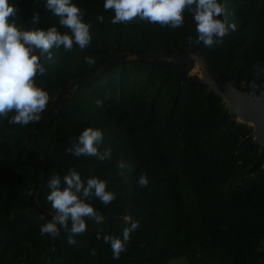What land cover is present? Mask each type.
I'll list each match as a JSON object with an SVG mask.
<instances>
[{"label": "trees", "instance_id": "16d2710c", "mask_svg": "<svg viewBox=\"0 0 264 264\" xmlns=\"http://www.w3.org/2000/svg\"><path fill=\"white\" fill-rule=\"evenodd\" d=\"M10 3L16 11L9 19L21 28L55 25L67 31L43 0ZM73 3L91 25L92 38L83 50L75 45L71 51L51 50L45 74L35 77L49 100L116 55L185 54L194 45L186 39L196 36L187 11L181 26L169 28L137 18L113 24L103 0ZM220 3L219 18L234 23L235 30L199 48L223 82L236 80L240 90L251 91L249 81L255 79L260 93L264 76H255L254 66L264 67V0ZM33 13L39 16L36 24ZM85 56L95 63H85ZM191 72L184 63L124 61L65 98L60 112L50 115L33 138L47 155L38 202L42 155L27 141L36 121L9 125L8 116L0 117V264H264V148L254 144L252 127L231 121L224 101ZM88 126L101 129L100 150H111L103 161L66 151ZM69 169L82 179H103L115 195L107 206L95 197L88 201L102 220L86 219L75 244L67 243L70 222L58 225L57 235L39 231L55 215L46 182ZM141 174L149 181L143 187L137 183ZM132 220L139 226L114 259L103 236H119Z\"/></svg>", "mask_w": 264, "mask_h": 264}, {"label": "clouds", "instance_id": "9594fccd", "mask_svg": "<svg viewBox=\"0 0 264 264\" xmlns=\"http://www.w3.org/2000/svg\"><path fill=\"white\" fill-rule=\"evenodd\" d=\"M44 7L58 17V24L67 31H58L55 25L47 29H24L9 17L15 14V7L10 0H0V117L8 116L9 125H28L39 120L49 102V94L37 85L35 77L46 72L44 62L52 60V49L62 48L71 51L73 45L85 49L91 42V25L83 20V11L73 0H43ZM103 9H111V23H126L137 18L160 26L177 28L184 21L183 13L191 14L195 25L196 36H188L187 42L211 46L219 43L229 30H235L234 23L219 18L224 6L220 0H103ZM97 21L103 22V16L97 15ZM38 14L33 13L31 23L36 24ZM85 63H95L94 58L85 56ZM257 68L255 76H264V67ZM250 88H257L256 80L249 81ZM100 101H97L99 104ZM11 113V115H9ZM103 133L101 129L88 126L80 131L75 142L66 151L79 158L95 157L103 161L110 157L111 150H100ZM118 167L123 168L121 163ZM146 175L141 174L137 183L143 187L148 184ZM49 188L47 200L55 215L43 223L41 235H57L59 228L67 231L68 244H75L74 236L86 230V219L99 223L101 215L94 210L88 201L95 197L107 206L115 198L106 190V181L96 176L82 179L75 169H69L63 177L54 175L46 182ZM44 219V215H41ZM59 225V228H58ZM138 222L132 220L124 227L119 236L104 235L103 241L110 246L114 259H119L125 251L130 234L138 228ZM100 239V236H97ZM90 254L95 255V250Z\"/></svg>", "mask_w": 264, "mask_h": 264}, {"label": "water", "instance_id": "95a60500", "mask_svg": "<svg viewBox=\"0 0 264 264\" xmlns=\"http://www.w3.org/2000/svg\"><path fill=\"white\" fill-rule=\"evenodd\" d=\"M142 60L148 62H165V63H184L187 64L189 70L197 67L200 76L197 81L208 87L207 92L213 93L220 97L225 103V110L229 114L231 121L239 122L252 127L250 137L253 138L254 144L260 145L264 148V86L260 93L259 87L251 91H242L238 88L237 81L223 82L219 73L215 68L213 61L199 48V44L189 46L185 54L178 51L174 53L152 54L144 56H133L125 53L116 55L114 59L106 63L98 71L88 74L82 78L72 81L65 89H62L55 99L49 100V109L40 116L36 121L35 127L29 134L27 141L30 147L42 155V181L40 189L37 193L36 199L39 201V196L44 188L45 179V164L46 153L34 145L33 138L37 135L40 126L53 113H59L65 98L72 96L85 82L100 75L105 69L113 64L124 61ZM55 246V241H54Z\"/></svg>", "mask_w": 264, "mask_h": 264}, {"label": "rangeland", "instance_id": "374dc122", "mask_svg": "<svg viewBox=\"0 0 264 264\" xmlns=\"http://www.w3.org/2000/svg\"><path fill=\"white\" fill-rule=\"evenodd\" d=\"M199 69L197 67H195V69L192 70L191 72V75H196V76H200V72H198ZM180 264H183V263H180Z\"/></svg>", "mask_w": 264, "mask_h": 264}, {"label": "bare ground", "instance_id": "6f19581e", "mask_svg": "<svg viewBox=\"0 0 264 264\" xmlns=\"http://www.w3.org/2000/svg\"><path fill=\"white\" fill-rule=\"evenodd\" d=\"M199 72V71H198Z\"/></svg>", "mask_w": 264, "mask_h": 264}]
</instances>
